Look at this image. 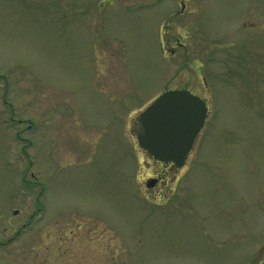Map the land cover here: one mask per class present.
<instances>
[{
	"label": "rangeland",
	"instance_id": "rangeland-1",
	"mask_svg": "<svg viewBox=\"0 0 264 264\" xmlns=\"http://www.w3.org/2000/svg\"><path fill=\"white\" fill-rule=\"evenodd\" d=\"M180 9L0 0V264H263L264 0ZM168 90L209 113L159 198L136 134Z\"/></svg>",
	"mask_w": 264,
	"mask_h": 264
},
{
	"label": "water",
	"instance_id": "water-1",
	"mask_svg": "<svg viewBox=\"0 0 264 264\" xmlns=\"http://www.w3.org/2000/svg\"><path fill=\"white\" fill-rule=\"evenodd\" d=\"M206 116L199 97L184 90L164 92L139 115L137 142L155 160L181 167Z\"/></svg>",
	"mask_w": 264,
	"mask_h": 264
},
{
	"label": "flooded vegetation",
	"instance_id": "flooded-vegetation-1",
	"mask_svg": "<svg viewBox=\"0 0 264 264\" xmlns=\"http://www.w3.org/2000/svg\"><path fill=\"white\" fill-rule=\"evenodd\" d=\"M188 0H179L180 4L181 3H186ZM176 44H179L178 39L175 40ZM155 165L159 166V169L161 171H155V173H152L149 177L151 179V182H153V188H151L150 190L152 192L156 191L158 188L159 193H163L165 187L167 186V182L169 181L170 184L172 182L173 179V175L171 173L168 174V169H173L171 164H163V163H159V162H154ZM163 171V172H162ZM264 264V262H263Z\"/></svg>",
	"mask_w": 264,
	"mask_h": 264
}]
</instances>
